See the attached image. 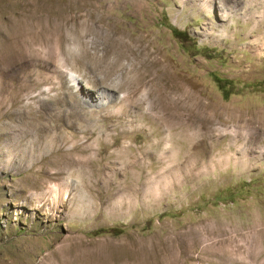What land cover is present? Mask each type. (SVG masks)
I'll use <instances>...</instances> for the list:
<instances>
[{
    "label": "rangeland",
    "instance_id": "1",
    "mask_svg": "<svg viewBox=\"0 0 264 264\" xmlns=\"http://www.w3.org/2000/svg\"><path fill=\"white\" fill-rule=\"evenodd\" d=\"M208 4L212 12L202 8L203 0H0V40L12 38L16 29H26L29 39L43 35L46 42L56 40L53 30L59 29L64 37L86 30L103 56L109 37L127 43L134 35L137 46L149 35L151 50L166 56L173 76L194 85L200 101L210 105L204 112L214 116L211 129H202L194 112L184 110V135L179 126H160L157 122L165 113L156 104L144 111L147 105L141 99L147 90L159 94L161 88L145 60L136 61L144 79L133 103L118 114L120 103L86 100L91 88L107 89L92 80L103 78L106 64L92 75L84 64L77 65L85 78L76 99L84 104L85 113L72 119L74 125L64 122L62 138L102 140L101 160L94 164L104 181L97 186L90 181L93 186L86 197L72 188L68 197L61 193L54 200L48 193L50 182H66L69 172L52 175L48 156L38 154L35 167L12 156L32 149L36 137L29 128L32 116L41 115L43 123L55 125L58 112L44 107L46 103L62 98L66 104L58 109L65 114L74 105L67 99V69L60 68V57L55 54L47 61L54 43L35 45L41 56L15 63L0 85L7 88L0 98V131L9 139L7 145L17 146L8 158L10 165L0 164V264H264V0ZM112 56L110 52L108 57ZM131 59L110 82L133 75L125 73ZM172 95L177 99L178 93ZM6 112L9 117L3 118ZM164 145L169 161L162 162L158 152ZM61 147V153H70L68 146ZM132 154L140 164L126 170L125 156ZM43 167L48 171L37 175L47 184L25 192L26 182L35 178L32 171ZM127 183L137 189L114 206L107 198L115 189L122 191L119 187L128 193ZM89 203L87 210L84 204Z\"/></svg>",
    "mask_w": 264,
    "mask_h": 264
},
{
    "label": "bare ground",
    "instance_id": "2",
    "mask_svg": "<svg viewBox=\"0 0 264 264\" xmlns=\"http://www.w3.org/2000/svg\"><path fill=\"white\" fill-rule=\"evenodd\" d=\"M45 2L48 3L47 1H45ZM52 2L54 5L58 4V2H55V1H52ZM211 2H213V0H203L202 8H205V6H206L212 12V6H210L208 4ZM203 10H205V9H203ZM24 16H26V15H24ZM22 23L23 22H21V24ZM25 30H24V32H21L19 29H16L15 35H13L11 33L12 38H10V39L5 38L4 40H0V85H3L2 82H4L3 80H4L5 75H7L10 72L12 66L15 63L19 62V63L23 64V62L26 60H27V62L30 63V62L38 59L41 56V53L36 51L35 45H37L38 43L43 44L44 42H46V40L44 39V36L43 35H42V37L37 36L38 35L37 34V35H35V37H31L29 39L28 37L31 35L28 36L26 34ZM85 31L86 30H81V31L76 30V31L72 32V34H70L69 37H64V35L60 32L59 29L57 31L53 30L52 31L53 34H51V35L53 37L55 36L56 40L46 42L48 44L54 43V45H55V47L52 48V52L49 51L47 53V61L48 62H50V60L53 61L55 59L54 55L58 54V56L60 57V60L58 61L60 63V68L67 69L65 71V74L68 77V88L70 89V93H69L70 96H68L67 99H73V101H74V105H72V110L65 114V112H63L61 110L62 108L58 109L59 104H63V103L66 104V102L63 101L62 98H54L50 102L47 101L48 103H46V105L44 107H46L47 109L56 110L58 112L56 115V121H54L55 125H53L51 123H49V124L43 123V117L41 115L32 116L31 121L29 122V128H30V132L33 133V135L34 134L36 135V137L33 141V147L30 150H28L29 148L24 149V150L20 149V151L18 150L19 153L15 154V155L14 154L12 155V153L14 150H16L17 146L11 147V145H7L9 139L4 138L5 134H4V132H2L3 129H1V131H0V142L2 140H4L6 143V145H4L2 147L0 145V164H4L5 166L10 165V160L8 158H9V156L11 157V155H12L14 157L15 161H19V162L23 161V163H26L30 167H32V166L35 167L36 162H38V160H39V158H38V154H39V156H48L49 162L47 164L49 165V168L52 167V169H53L52 175L63 176V174L66 171L69 172L70 177L67 178L66 182L59 184V185L53 184V181L50 182L52 185L49 186L48 193H50L54 196V200H57V198H58L57 196L60 195L61 193L65 194L64 197H68V192L72 188L74 190H77L84 197L86 195L85 193H87L88 189L93 186V184L90 183V181L94 182L95 186H97L98 183H102L104 181V179L102 178V174L100 173V170L96 172V166L94 164L96 161L101 160L100 155L102 153H100V152L103 151L102 140L97 139L94 143H91V142H89L88 137L84 136L81 139V141H79V140L77 141L74 138L75 135L72 136V139H64L63 140V138H62V133L64 131L62 129L63 125L68 121H72V119H77L78 117H82L85 113V107H83L84 104H81V102H79L76 99V89L78 88L79 85H81V83L84 81V78H85L84 76H83L84 78H81V75L76 70V66L79 64H84L86 66V69L88 71H90L91 75H92V72H96L101 67L100 64H103V63L106 64V66L103 69H101L103 72V75L101 74L103 76V78H100V79H99V77L97 79H96V77H93V78L91 77V78H92L93 82L98 83L100 81L101 83L106 84L105 86L108 85V87H106L107 89L101 90L100 92L94 91L95 92L94 93V92H92V90H91L92 88H91L90 91L88 92L87 96H86V98H87L86 100H92V101L95 100V103L98 105H105V104L107 105V102L114 103V105L120 103L121 110H119L118 114H123V109H125L126 106H129L131 102L133 103V98L137 94V91L140 88V85L142 84L143 79H144L143 77H141V75H139L140 72L138 71V68L136 66V61H139V60L144 61L145 60V64H144L145 67L147 68L148 72H150V74L151 73L153 74V76H154L153 81H156V82L161 84V88H160L159 94H156V93L150 94V93H148L149 90H147L146 93H142L141 99H142V101H145L143 103H145L147 105L145 107L144 111L152 110L153 104H156V105H158V107L161 108V111L163 113H165V116L162 117V120L159 119L160 120L159 121L157 119L159 121L157 123L160 126L163 127L164 125H167L170 129H171V126L172 127L179 126L181 128L179 132L182 133V135H184V132H186V130L184 128L185 116H184L183 111L184 110L186 111L187 109L188 110L190 109L191 112H194L193 115L194 116L196 115L197 119H199V121H200V124L203 125L201 127L202 129L203 128L206 129L208 127L210 128L211 124L213 123V117L214 116L212 117V113L209 112L207 114L204 112V110H208V106L210 109V105L200 101V99H199L200 97H198L197 93H196L197 91L192 89V87L194 85L192 86L186 79L172 75V73L170 72V70L168 68L169 66L167 67V64H166V62H167V60L165 59L166 56L162 55V57H159L155 51L151 50L150 46L152 45V43H151L152 41L150 42V40H148L149 35L148 36L146 35V37L143 36L144 38L141 39L140 45H137V46H133L134 42H136L135 39H137V37L134 35H132V37L129 38V41H127V43H125L122 40V38L113 39V38L109 37L106 41L108 43L105 44L106 49H107L106 54L101 56L97 52V49L99 48L100 45L95 41L90 42L88 40L87 33ZM115 31H116L115 33L117 35H119L120 33L124 34L122 31H119V30H115ZM38 33H40V32H38ZM65 42L69 43L67 48L62 46V44H64ZM146 42L147 43L149 42L148 46H145L147 44ZM90 48H92L94 50L93 53H92V51H90ZM152 49H154V48H152ZM110 52L113 54L112 57H108V54ZM157 52L159 53L160 50L157 49ZM161 54L162 53H160V55ZM131 57H132V59H131ZM129 59H131L132 62L129 61V64L127 65V72H125V73H128V71H129V74L133 73V75L127 79H125L122 75L123 78L119 79V81H117L115 83L113 81L110 82L112 77L118 71H120V72H121V70L123 71V66L126 64L125 60H129ZM97 62L99 64H97ZM98 66H100V67L98 68ZM39 71H41V70H39ZM121 74H123V73H121ZM98 84L100 85V83H98ZM40 86H42V85H40ZM95 86L96 85L94 84V87ZM34 87H36V86H34ZM36 89H37V87H36ZM6 90H7L6 87L0 88V98L3 96V93L6 92ZM172 93H176V94L178 93L177 99L173 97ZM1 108H2V106H1V102H0V109ZM139 110H142V109H139ZM139 110H138V112H139ZM198 110L200 111L199 113L197 112ZM144 111H142V112H144ZM8 112L5 113V116L3 118L9 117ZM90 113L94 114L95 112L92 111ZM121 117H123V115ZM151 118H149V120ZM154 124H156V123H154ZM72 125H74L73 121H72ZM6 128H7V126L5 125V129ZM44 131H48L49 132L48 135H44L43 134ZM153 133L154 134L157 133V130L155 129V131ZM8 134H10V133H8ZM85 139H87V140L85 141ZM114 141L111 143L108 142L109 145H114V143H115ZM166 144L169 145L168 143H166ZM63 145L68 146V148H69L68 152H70V153L66 152L67 154H64V153L60 152L59 147H61ZM167 145H164L159 152L157 151V150H159V147H160L158 145V149L156 150L159 153V159H162V162L163 161H169V159H168L169 156L166 155L167 154V147H168ZM110 148H112V147H110ZM117 150H118V148L115 151H117ZM125 150H126V148H125ZM29 153L31 155H33L32 158L28 157ZM47 154H50V155H47ZM120 154H122V153H120ZM149 155H150V153H149ZM119 156L124 157L122 155H119ZM116 157H117V155H116ZM125 157L127 159L126 161H124L126 163L125 164L126 170L131 169V168H136L140 164L141 159L136 157V155H134V154H132L131 156H125ZM145 158H143V159H145ZM46 159H44V160H46ZM44 164H45V161H44ZM145 164H146V162H145ZM167 167H169V165H167ZM150 168H151V166H150ZM111 169H113V168L111 167ZM43 171L47 172L48 169L43 167V170L40 169L38 171H32L35 173V176H33L35 178L31 177L30 180L28 182H26L25 187L23 188L25 190V192H26V190L41 189V187L44 184H47L42 179V177L40 175L39 176L37 175ZM88 172H90V175L88 176L89 178L87 177L88 181L83 180L85 174ZM112 173H114V172H112ZM132 173H133V170H132ZM142 173H143V171H142ZM71 176H75V177L78 176L79 179L74 180L71 178ZM142 176H143V174H142ZM174 176H176V174ZM112 180H113V178H112ZM115 181H117V183H115V184L119 183L117 179H115L114 182ZM126 181H128V180H126ZM131 183H127L126 186L124 187L125 191H127L128 193L124 192L121 187H119V189H121L122 191H120V192L118 191L119 192L118 193L117 192L118 189L114 188L115 190H113L111 192V194L107 198V200L110 201L114 206L121 204L122 201H124V198L125 197L127 198L126 194L130 195V194L135 192V189H137L136 186L131 184ZM106 184H107V187H110V185H111V183H108L107 181H106ZM24 190H22V191H24ZM32 196H36V195H34V193H32ZM51 200H53V199H51ZM54 200H53V202H54ZM84 206H85V209H87V210L91 209L90 203L88 205L84 204ZM257 234H260V233L257 232Z\"/></svg>",
    "mask_w": 264,
    "mask_h": 264
}]
</instances>
